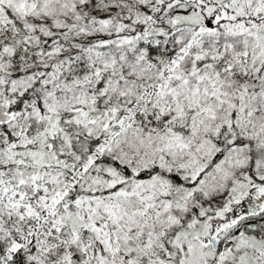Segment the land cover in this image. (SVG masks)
Instances as JSON below:
<instances>
[{"label": "snow or ice", "instance_id": "obj_1", "mask_svg": "<svg viewBox=\"0 0 264 264\" xmlns=\"http://www.w3.org/2000/svg\"><path fill=\"white\" fill-rule=\"evenodd\" d=\"M0 264H264V0H0Z\"/></svg>", "mask_w": 264, "mask_h": 264}]
</instances>
